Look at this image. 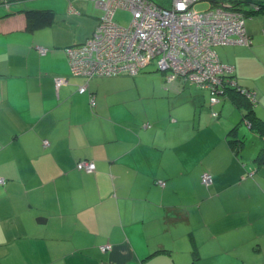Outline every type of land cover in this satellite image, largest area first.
Segmentation results:
<instances>
[{
	"label": "crops",
	"instance_id": "1",
	"mask_svg": "<svg viewBox=\"0 0 264 264\" xmlns=\"http://www.w3.org/2000/svg\"><path fill=\"white\" fill-rule=\"evenodd\" d=\"M31 10L56 18L32 30L41 17ZM102 14L95 0H0V264H264V135L240 124L232 100L215 117L201 91L190 98L164 73L150 95L140 78L74 75L67 46L93 35ZM246 29L251 46L216 50L264 118V12ZM134 88L141 106L129 102ZM249 166L254 174L235 175Z\"/></svg>",
	"mask_w": 264,
	"mask_h": 264
},
{
	"label": "built area",
	"instance_id": "2",
	"mask_svg": "<svg viewBox=\"0 0 264 264\" xmlns=\"http://www.w3.org/2000/svg\"><path fill=\"white\" fill-rule=\"evenodd\" d=\"M173 1L170 6H164L151 0H95L104 14L92 37L84 46L66 49L72 61V73L89 77L99 73L134 75L155 61L158 68L168 71L169 81L182 78L183 83L199 85L206 80L217 82L222 69L216 46L245 43V20L236 18L225 3L198 10L195 6L204 0ZM118 9L130 11L129 25L115 20ZM62 82L63 79H58L57 84ZM232 84L251 99L255 98L253 90L236 81ZM80 91H86V87L82 86ZM216 101L218 98L213 99ZM77 167L94 171L96 165L83 160ZM206 179L212 183L211 174L204 173L202 181L208 184ZM158 183L165 185L162 180ZM108 248L104 245L102 250Z\"/></svg>",
	"mask_w": 264,
	"mask_h": 264
},
{
	"label": "trees",
	"instance_id": "3",
	"mask_svg": "<svg viewBox=\"0 0 264 264\" xmlns=\"http://www.w3.org/2000/svg\"><path fill=\"white\" fill-rule=\"evenodd\" d=\"M151 1H155V0H151ZM204 1H209V0H204ZM212 1H213V3L209 4L207 8H212L213 6L220 5V3H225V5H229V7H227L226 9L230 10L236 18L245 20V35L247 37L246 42L245 43H231V44L251 46L253 43V40L247 32L246 21L248 19V16H251V15H254V14H257L259 12L264 11V5L258 3L257 1L243 0L244 2H247V4H249L250 7L247 8V10H242L239 8V6H237V2L240 0H212ZM207 8H205V9H207ZM119 10L120 9H118L116 11V13ZM28 13L31 15L32 14L36 15V17H38V18L41 17L39 19V21H37L34 26L31 25L32 23L28 25L29 28H31L32 30L42 28V27H45L49 24H52L56 18V15L53 14L52 12H43L40 10H31V11H28ZM116 13H115V15H116ZM1 15H4V14L2 13ZM119 23H121V22H119ZM90 37H88L83 42L67 46V48L84 46ZM236 37H237V35H233V38H236ZM220 45H228V44H220ZM217 55H218V52H217ZM218 59H219V57H218ZM219 64L221 65L222 71L220 73H218V81L217 82H213L211 80H206L201 85L191 83V82L188 83L190 85H195V86L202 89L201 90L202 94L199 95L198 102L200 104H202V106H205L206 108L210 109V112L213 116L219 117V116L223 115V111L225 109L224 104L228 103V102H230V100H232V103H234L236 105V107H240L241 110H243L244 116H243V120H242V122H240V124H245L246 126L255 128V129L259 130L264 135V118L255 114V112L251 109V107H253L258 102L257 97H256V93L254 94V96H255L254 99H251L248 95H246L245 93H242L236 86H234L232 84L233 81H236L239 84V81L237 79V75L233 71V67L230 65H226L225 63L220 61V59H219ZM145 67L141 68L139 72H141ZM229 69H231V70H229ZM161 73H164L165 78L168 79V72L162 71ZM121 74H128V73L125 72V73H121ZM178 80L183 81L182 78H178ZM170 83H171V85H169V86L172 87L173 83L172 82H170ZM185 85H186V82L184 81V86ZM240 86H242V85H240ZM196 97L197 96L195 95V100H196ZM214 98H218V101L213 102ZM243 100L245 101V105H241V102ZM233 131L236 133V128H233ZM240 136L242 137V135H240ZM245 136H247V135H244V137ZM230 141H231L235 151L239 152V150H238L239 148L237 147V145H235L238 142L237 138L236 137L230 138ZM258 158L259 159L257 161L259 164L264 163V152L261 155L259 154ZM256 166H259V165H256ZM256 166H252L253 169H252V172H249L250 174L255 173V167ZM204 173H209L212 175V173H210L209 171H205ZM212 178H213V175H212ZM212 181H214V178L212 179ZM201 182L203 183L202 179H201ZM212 183H210L209 185H211ZM203 184H205V183H203ZM209 185H206V186L208 187Z\"/></svg>",
	"mask_w": 264,
	"mask_h": 264
},
{
	"label": "rangeland",
	"instance_id": "4",
	"mask_svg": "<svg viewBox=\"0 0 264 264\" xmlns=\"http://www.w3.org/2000/svg\"><path fill=\"white\" fill-rule=\"evenodd\" d=\"M155 1H156V3L161 4V5H164V6H170L174 2L173 0H155ZM252 1H257L258 3L264 5V0H252ZM211 3H213L212 0H209V1H201L195 7L198 10H203V9L207 8L208 5L211 4ZM237 6H239V8L242 9V10H247V8L250 7V5L247 4V2H244L243 0L238 1L237 2ZM72 10H75V9L72 8ZM103 12H104V10H103ZM262 12H264V11H262ZM262 12H259V13H262ZM115 20L118 21V22H121L122 24L129 25V23L131 22V13H130V11L120 9L116 13V15H115ZM71 68H72V65H71ZM145 68H148V69H147L146 72H144L142 74H139V75H136V74H134V75H131V74H123V75H120L119 77L128 76V77H131L133 80L136 79V78H140V88H139V91L143 92L145 95H150L152 93V91H153L151 89H152V87L154 85V80L153 79L156 78L155 75L156 74H161L162 71H164V72H168V71L162 70L160 68H159L160 69L159 70L155 61H153L152 63H150L149 65H147V67H145ZM96 71L100 72L98 69H96ZM143 74L146 77H142L141 78V75H143ZM98 75H102V74L99 73ZM81 76H83L85 78L86 77H89V75H81ZM103 76H114V75H103ZM186 85H187V92H188L187 95L190 98H195V95H192V94L189 93L190 90H192L191 92H197V91H201L202 90L201 88H199V87H197L195 85H190V84H186ZM139 95H140V93L138 92V90H136L135 88L132 89V92H130V94H129V97H130L129 102L132 105L141 106L142 103L144 102V100L138 99V96ZM152 102H153V104H150V107L151 108L156 109V110H158V109L161 108V105L158 102H156L155 100H153ZM245 128H246V126H245ZM246 139H249V141L255 142V143L259 142V140H260V138L253 136L252 133H249L246 136ZM246 150H247V152H251V146H249V144L246 146ZM255 150H257V149H255ZM252 169L253 168L250 167V166L248 168H245L244 170H240L239 168H235V175L242 174L243 176H249V172H252ZM80 170H83V171H85L87 173H92L93 172L91 170H86L85 168L80 169ZM202 177H203V175H202ZM206 183H208V184H203L201 182L202 185H209L211 183V181L209 179H206ZM195 191H199V188H196ZM202 233H203L204 238L206 239V237H207V230L206 229H203L202 230ZM200 260L201 261H207L208 264H230L231 263V259H200Z\"/></svg>",
	"mask_w": 264,
	"mask_h": 264
},
{
	"label": "clouds",
	"instance_id": "5",
	"mask_svg": "<svg viewBox=\"0 0 264 264\" xmlns=\"http://www.w3.org/2000/svg\"><path fill=\"white\" fill-rule=\"evenodd\" d=\"M93 76H96V75H93ZM93 76H90V77H88V78H91V77H93ZM99 76H101V75H99ZM82 86H85V85H82ZM82 86H81V87H82ZM81 87H80V88H81ZM85 87H86V90H87V86H85ZM84 92H85V91H84ZM93 99H94V97H93Z\"/></svg>",
	"mask_w": 264,
	"mask_h": 264
}]
</instances>
